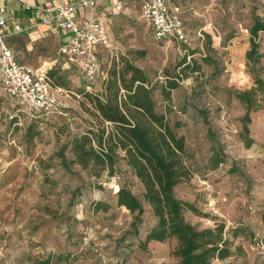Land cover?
I'll use <instances>...</instances> for the list:
<instances>
[{"label": "rangeland", "instance_id": "rangeland-1", "mask_svg": "<svg viewBox=\"0 0 264 264\" xmlns=\"http://www.w3.org/2000/svg\"><path fill=\"white\" fill-rule=\"evenodd\" d=\"M166 1L181 15L187 41L155 38L142 2L136 16L113 25L103 66L119 57L141 66L154 85L158 109L180 122L193 175L176 194L202 212L188 211L186 219L200 228L224 222L229 236L233 228L244 229L233 239L235 254L213 264H264V108L251 114L248 147L246 109L236 97L255 85L257 75L264 78V57L255 63L247 59L250 29L256 17L264 18V0ZM257 40L264 53V32ZM15 51L37 67L58 59L52 67L66 78L59 94L66 114L30 117L11 104L0 84V264H35L48 256H63L56 264H178L175 239L143 244L155 223L149 208L136 225L135 215L118 206L121 184L142 192L124 160L115 174L97 176L76 164L66 169L56 155L95 124L79 72L61 69L58 41L50 37L31 52L23 46ZM184 58H196L201 71L188 69L177 77ZM167 74L179 84L169 98L161 91ZM101 87L99 79L94 91ZM216 147L224 156L217 167Z\"/></svg>", "mask_w": 264, "mask_h": 264}, {"label": "trees", "instance_id": "trees-1", "mask_svg": "<svg viewBox=\"0 0 264 264\" xmlns=\"http://www.w3.org/2000/svg\"><path fill=\"white\" fill-rule=\"evenodd\" d=\"M184 27L187 33L185 23ZM250 31L251 48L247 52V59L255 63L264 57L257 40L259 34L264 32V18L256 17ZM206 35L208 46H211V36L209 33ZM106 49L99 50L101 68L107 72L106 78L102 79L100 92H90L83 84L84 96L88 101L86 110L94 117L95 124L56 153L61 164L66 169L76 164L99 176L104 171L109 175L115 174L118 161L124 160L141 183L142 192L137 195L126 184H121L117 191V204L135 215L136 225L142 222L147 208L151 211L155 223L148 229L144 245L175 239L176 246L172 254L178 264H213L215 260L232 257L235 254L233 239L244 229L233 228L229 236L224 222H218L214 227H198L186 219V213L191 211L202 215V212L193 202L176 194L177 187L193 175L188 162L187 139L178 131L180 122L173 123L165 112L158 109L154 85L141 66L119 57L113 58L108 68H105L101 55ZM179 67L177 77L188 69L192 72L201 71V64L196 58L191 62L184 58ZM61 69L78 72L75 66L65 67L61 64ZM57 73L58 69H48L53 87L61 88L63 92L66 78ZM167 77L161 91L169 98L171 91L178 88L179 84L170 74ZM236 97L245 105L243 135L250 147L253 143L250 137L251 114L264 108V78L257 75L255 85L238 92ZM55 113L60 112L38 115L37 118ZM209 133L214 136L211 130ZM69 145L71 157L67 156ZM218 145L216 141L215 146ZM217 147L215 167L224 162V156H221ZM63 259V256H48L35 264H56Z\"/></svg>", "mask_w": 264, "mask_h": 264}, {"label": "built area", "instance_id": "built-area-1", "mask_svg": "<svg viewBox=\"0 0 264 264\" xmlns=\"http://www.w3.org/2000/svg\"><path fill=\"white\" fill-rule=\"evenodd\" d=\"M96 0H55L38 6L39 22L52 26L68 36L60 49L70 66L78 70L86 89L94 91L99 78L107 72L101 68L99 50L111 46V37L101 18L82 19L78 11L85 6H95ZM123 3L117 2L121 11ZM143 15L152 25L155 38L187 41L184 22L166 0H144ZM7 7L0 5V84L8 100L19 112L30 117L52 112L64 113L59 94L62 89L52 85L48 67H35L20 62L8 43V37L23 30L22 22L15 18L10 23ZM12 24V26H11Z\"/></svg>", "mask_w": 264, "mask_h": 264}, {"label": "crops", "instance_id": "crops-1", "mask_svg": "<svg viewBox=\"0 0 264 264\" xmlns=\"http://www.w3.org/2000/svg\"><path fill=\"white\" fill-rule=\"evenodd\" d=\"M54 1L55 0H0V5H4L8 9L6 16L9 18L10 23H12L13 19L19 18L23 25V30L21 32L14 33L8 37V43L13 49L16 57L17 53L15 50H17L19 46H23L26 51L31 52L36 46L40 47L42 43L47 42L49 38L52 37L59 43L61 64L65 67L70 66L66 61L65 56L60 52L61 46L67 42L68 36L52 26L39 22L38 6ZM118 1H121L124 5L121 11H117L116 9ZM143 1L144 0H96L95 6H85L80 8L77 15L82 19L94 17L101 18L105 22L111 37V29L113 25L119 23L121 17L136 16L138 12L136 9L137 4H142ZM17 59L22 63L31 64L30 62L21 61L18 57ZM57 61L58 59L53 62L45 61L44 66L50 64L48 68H52Z\"/></svg>", "mask_w": 264, "mask_h": 264}]
</instances>
